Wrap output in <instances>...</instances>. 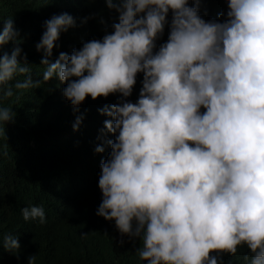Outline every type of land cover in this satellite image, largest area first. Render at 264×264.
Wrapping results in <instances>:
<instances>
[{
    "label": "clouds",
    "instance_id": "9594fccd",
    "mask_svg": "<svg viewBox=\"0 0 264 264\" xmlns=\"http://www.w3.org/2000/svg\"><path fill=\"white\" fill-rule=\"evenodd\" d=\"M102 2L115 13L111 24L92 13L81 26L98 16L103 35L81 38L54 60L77 19L65 11L44 20L35 49L45 68L36 79L13 17L0 14V138L17 115L5 100L41 84L63 85L73 131L88 97L114 96L97 108L106 118L94 152L109 151L99 163L95 215L114 221L119 245L133 243L144 264H225L241 248L245 264H264V0H223L226 10L207 19L206 0ZM6 155L0 147V181ZM2 215L0 207V261L4 251L19 259V235L3 231ZM21 215L47 223L43 205Z\"/></svg>",
    "mask_w": 264,
    "mask_h": 264
},
{
    "label": "trees",
    "instance_id": "16d2710c",
    "mask_svg": "<svg viewBox=\"0 0 264 264\" xmlns=\"http://www.w3.org/2000/svg\"><path fill=\"white\" fill-rule=\"evenodd\" d=\"M223 0H206L201 14L207 10V18H215L226 10ZM68 12L77 19L78 27L62 33L54 50V60L59 51L71 52L80 47L81 38L87 40L103 35L99 17L89 19L81 26V19L99 13L111 24L110 13L102 0L85 3L83 0H57L44 5L43 0H0V14L5 19L13 17L14 26L20 30L24 42L20 45L31 63L33 78L43 72L40 65L42 53L35 49L43 32L44 20L52 14ZM166 39V35L164 37ZM13 44L5 46L11 52ZM23 79V77H18ZM57 81L40 85V88L14 95L5 100L17 113L15 123L6 126V135L0 138V147L7 152L2 159L0 181V207L3 209V231L19 235L21 244L19 259L3 252L0 264H27L30 254H37V264H144L135 255V246L126 242L120 246V236L114 221H106L95 215L101 201L98 189L99 163L105 153L97 154L94 148L99 129L106 118L97 108L113 103L116 97L93 101L88 97L81 112L88 109L78 131H73L75 120L70 103L56 88ZM139 82L131 99L134 101L140 88ZM50 88L55 90L48 92ZM15 91V90H14ZM43 205L47 223L25 222L21 208ZM87 233V235H82ZM128 241L127 237H124ZM138 241L136 246H138ZM247 248H241L234 257L225 256V264H245Z\"/></svg>",
    "mask_w": 264,
    "mask_h": 264
}]
</instances>
